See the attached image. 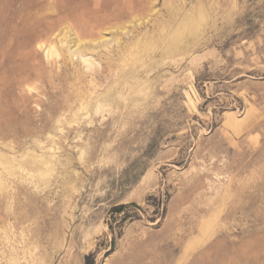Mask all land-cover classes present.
Here are the masks:
<instances>
[{"label":"rangeland","instance_id":"1","mask_svg":"<svg viewBox=\"0 0 264 264\" xmlns=\"http://www.w3.org/2000/svg\"><path fill=\"white\" fill-rule=\"evenodd\" d=\"M0 264H264V0H0Z\"/></svg>","mask_w":264,"mask_h":264},{"label":"bare ground","instance_id":"2","mask_svg":"<svg viewBox=\"0 0 264 264\" xmlns=\"http://www.w3.org/2000/svg\"><path fill=\"white\" fill-rule=\"evenodd\" d=\"M64 42V41H63ZM77 45V44H76ZM68 48V52L71 54V55H79L81 58H82V62H88V59L85 58L86 55H84V50L85 48L83 49V47H79V51H77L75 53V51L73 52H70V47H67ZM48 54H52V55H55L56 57H59L62 55V52H60V50L55 46V45H50L48 51H47ZM91 65V64H90Z\"/></svg>","mask_w":264,"mask_h":264}]
</instances>
